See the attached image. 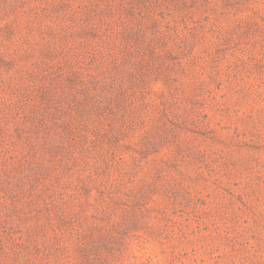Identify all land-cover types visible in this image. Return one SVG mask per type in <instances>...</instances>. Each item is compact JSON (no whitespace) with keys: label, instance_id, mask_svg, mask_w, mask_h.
<instances>
[{"label":"rangeland","instance_id":"374dc122","mask_svg":"<svg viewBox=\"0 0 264 264\" xmlns=\"http://www.w3.org/2000/svg\"><path fill=\"white\" fill-rule=\"evenodd\" d=\"M0 264H264V0H0Z\"/></svg>","mask_w":264,"mask_h":264}]
</instances>
